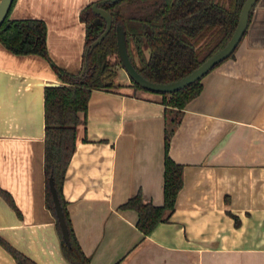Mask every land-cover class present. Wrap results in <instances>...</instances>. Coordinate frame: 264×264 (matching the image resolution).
Segmentation results:
<instances>
[{"label":"crops","instance_id":"0c3cea01","mask_svg":"<svg viewBox=\"0 0 264 264\" xmlns=\"http://www.w3.org/2000/svg\"><path fill=\"white\" fill-rule=\"evenodd\" d=\"M96 0H14L11 19L46 25L48 58L0 41V264H70L46 204L44 86L83 64L81 11ZM130 80V79H128ZM170 140L183 185L166 222L147 235L138 193L163 202L164 105L129 86L90 93L62 183L76 239L91 264H264V0L232 56L201 79ZM4 242V243H3Z\"/></svg>","mask_w":264,"mask_h":264},{"label":"trees","instance_id":"16d2710c","mask_svg":"<svg viewBox=\"0 0 264 264\" xmlns=\"http://www.w3.org/2000/svg\"><path fill=\"white\" fill-rule=\"evenodd\" d=\"M242 2L243 0L105 2L100 6L110 12L112 28L89 51L86 71L82 75L73 74L52 63L62 83L44 86V170L46 178L50 175L53 177L69 228L70 245H67L61 238L57 222L55 223L62 254L70 264L91 263L72 229L62 195V183L75 149L77 126L84 121L90 93L97 88H111V80L107 78L115 74L112 63L121 64L117 54L115 26H123L128 54L138 72L153 81H171L197 67L228 40L236 25ZM13 3L14 0L11 6ZM81 19L85 23L86 47L102 32L105 22L92 11L91 3L82 9ZM0 41L15 53H35L48 58L46 25L42 19H11L7 14L0 24ZM201 79L202 77L174 92L160 94V101L164 105L163 202L154 204L145 201L138 193L119 205V208L136 211V226L144 235L149 234L158 223L168 221L175 209L176 197L183 185V165L175 162L168 150L186 103L202 89ZM133 86L141 88L137 84ZM46 204L54 211L48 185ZM4 245L18 264H35L12 246L6 243Z\"/></svg>","mask_w":264,"mask_h":264},{"label":"water","instance_id":"95a60500","mask_svg":"<svg viewBox=\"0 0 264 264\" xmlns=\"http://www.w3.org/2000/svg\"><path fill=\"white\" fill-rule=\"evenodd\" d=\"M118 0H97L94 1L91 5V8L94 13L98 14L105 21V27L102 32L88 45L84 48V60L79 72V75H82L87 68V56L89 51L93 49L101 40L106 36L112 26V16L109 11L105 8L101 7L100 4L103 2H117ZM257 0H243L242 5L239 10L238 18L236 25L234 27L233 32L231 33L228 40L216 51H214L210 56H208L203 62H201L197 67L192 69L187 74L171 80V81H153L146 77H144L133 65L126 46L125 40V31L121 24L116 25V47L117 53L121 61V65L126 71L129 79L139 85L143 90H147L154 93H170L176 90H179L195 80L203 77L209 70H211L216 64L220 63L224 59L228 58L231 53L234 52L238 44L240 43L250 21V15L253 10ZM13 0H0V24L5 19L10 6ZM60 83L51 82L46 85H58ZM48 189L51 194L54 215L56 218V222L58 224L60 235L62 240L70 245V236H69V228L64 216V212L62 209V204L58 197L53 177L52 175L47 178Z\"/></svg>","mask_w":264,"mask_h":264},{"label":"rangeland","instance_id":"374dc122","mask_svg":"<svg viewBox=\"0 0 264 264\" xmlns=\"http://www.w3.org/2000/svg\"><path fill=\"white\" fill-rule=\"evenodd\" d=\"M112 69L115 71V74L108 77L107 79L111 80V88L113 89H118L121 87H125L126 84H124V81H129L130 84H128L129 86H132L131 81L128 80L129 77L126 73V71L124 70V68L121 66V64L118 63H112Z\"/></svg>","mask_w":264,"mask_h":264},{"label":"flooded vegetation","instance_id":"af4514ba","mask_svg":"<svg viewBox=\"0 0 264 264\" xmlns=\"http://www.w3.org/2000/svg\"><path fill=\"white\" fill-rule=\"evenodd\" d=\"M97 1V0H96ZM93 3V2H92ZM92 3H91V5H92ZM103 3H105V2H103ZM102 4V3H101ZM100 4V5H101ZM92 9V8H91ZM93 11V10H92ZM104 20V19H103ZM105 22V21H104ZM113 24V23H112ZM118 25V24H117ZM116 27V26H115ZM111 28H112V26H111ZM110 31V30H109ZM115 37H116V32H115ZM85 48V47H84ZM118 54V53H117ZM88 57V56H87ZM84 60V59H83ZM122 66V65H121ZM87 69V68H86ZM131 81V80H130ZM131 84H132V86H133V84H135V83H133L132 81H131ZM134 87V86H133ZM135 88V87H134ZM135 89H142V88H135ZM143 90V89H142Z\"/></svg>","mask_w":264,"mask_h":264}]
</instances>
